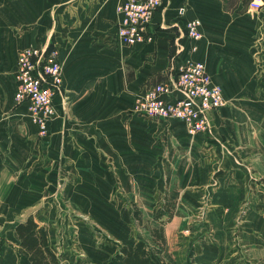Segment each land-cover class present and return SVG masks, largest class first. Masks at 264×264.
<instances>
[{
    "label": "crops",
    "instance_id": "1",
    "mask_svg": "<svg viewBox=\"0 0 264 264\" xmlns=\"http://www.w3.org/2000/svg\"><path fill=\"white\" fill-rule=\"evenodd\" d=\"M124 1L0 0V264H32L15 233L28 216L46 227L53 251L48 205L61 203L67 181L161 188L164 178L183 188L174 218L188 219L202 201L207 217L220 220L218 228L191 232V245L175 250L177 264H264V195L253 194L264 178V2L252 11L249 0H163L149 26L153 39L126 45L115 36ZM194 18L201 22L196 42L185 31ZM29 45L55 47L61 66L62 91L53 96L56 116L45 134L18 130L24 106L12 102L18 49ZM188 60L203 62L224 96L253 91V130L229 135L230 115L223 118L230 105L210 112L211 134L189 135L179 120L134 112L139 94L172 81ZM208 139H239L244 148L253 139V152L208 146ZM232 153L242 162H232Z\"/></svg>",
    "mask_w": 264,
    "mask_h": 264
},
{
    "label": "rangeland",
    "instance_id": "2",
    "mask_svg": "<svg viewBox=\"0 0 264 264\" xmlns=\"http://www.w3.org/2000/svg\"><path fill=\"white\" fill-rule=\"evenodd\" d=\"M18 27L19 34L23 35L24 28ZM48 47L50 46L48 45ZM21 49L23 47L19 48L18 52ZM209 76L212 80L210 74ZM14 88H16L15 84ZM222 96L224 104L221 107L230 105V111L226 114L225 119L223 118V120L228 121L230 115V124L227 129L229 135L237 129L241 130L244 126L248 130H253V116L257 113L254 109L253 91H227L225 96L222 92ZM12 102L15 107L24 106L23 112H17V129L23 131H33L35 129L39 132L29 116L27 102H15L14 94ZM220 108L214 110V112ZM10 112L7 111L4 114L9 116ZM237 114H241V117L239 118ZM53 116H56L55 109ZM236 116L240 121H235ZM208 119L210 123L209 130L196 134H211L210 132L214 131L210 112ZM226 139L230 138L226 137ZM215 140L208 139L207 145H213L214 147L220 145L221 148L226 150L227 147H230V144H234V146L242 147L245 154L253 152V149L249 148H253V139L245 140L248 143L245 144V148L239 145V142H236L240 141L239 139L234 142ZM223 146H226V148ZM239 149L237 148V151ZM228 156L234 163L242 162L236 157L237 154L232 153ZM213 160L214 155L211 158V161ZM103 171L107 174L106 170ZM66 173L67 177H69V174H73L70 171ZM131 182H135V184L133 185ZM129 183L130 185L125 187L115 182V185L108 187L90 188L83 185L75 187L67 181L64 194L60 193L59 196L61 203L59 205H48L49 210L54 211L55 214V218H53L50 211L51 221L47 227L50 229V244L58 258L57 264H102L112 258L120 246L133 244L138 240H143L150 246L151 257L157 263L161 264L162 260L163 264H177L175 250L178 248L186 249L191 245L192 231L207 230V228H218L220 226L219 219L214 216L207 217L205 204L202 201L196 205L194 214H191L188 219L174 218L175 208L183 190L176 179L164 178L161 188L154 187L151 181H130ZM260 183L259 187H253V194L254 192H260L264 195V178L260 180ZM96 192L97 194L94 195ZM58 212L60 220H57L56 217ZM159 212H161L160 215ZM58 221L59 231L56 225ZM206 236L207 239H213L209 231ZM193 254L194 252L190 248L186 253V259L188 260L189 257L192 259ZM182 264H185V259ZM187 264H190V262Z\"/></svg>",
    "mask_w": 264,
    "mask_h": 264
},
{
    "label": "built area",
    "instance_id": "3",
    "mask_svg": "<svg viewBox=\"0 0 264 264\" xmlns=\"http://www.w3.org/2000/svg\"><path fill=\"white\" fill-rule=\"evenodd\" d=\"M163 0H126L116 7L119 20L115 36L126 45L151 41L150 23ZM264 0H249L252 11L261 9ZM198 18L186 24V35L196 42L201 38ZM196 45L193 46V50ZM14 100L27 102L29 116L40 134H45L54 118L53 96L62 91L61 66L53 46H27L17 55L14 69ZM178 92L173 100L165 96ZM224 104L220 86L215 84L201 61L188 60L180 66L175 78L148 87L139 94L133 110L148 118L181 121L189 135L209 130L208 114Z\"/></svg>",
    "mask_w": 264,
    "mask_h": 264
},
{
    "label": "trees",
    "instance_id": "4",
    "mask_svg": "<svg viewBox=\"0 0 264 264\" xmlns=\"http://www.w3.org/2000/svg\"><path fill=\"white\" fill-rule=\"evenodd\" d=\"M161 212H159V215ZM15 233L20 244L29 253L32 264H57L58 258L48 246V232L45 226L39 225L32 216L18 222ZM102 264H159L151 257L150 246L143 240L119 247L116 253ZM161 264L163 261L161 260ZM190 264H198L192 263Z\"/></svg>",
    "mask_w": 264,
    "mask_h": 264
},
{
    "label": "bare ground",
    "instance_id": "5",
    "mask_svg": "<svg viewBox=\"0 0 264 264\" xmlns=\"http://www.w3.org/2000/svg\"><path fill=\"white\" fill-rule=\"evenodd\" d=\"M51 44V43H50Z\"/></svg>",
    "mask_w": 264,
    "mask_h": 264
}]
</instances>
